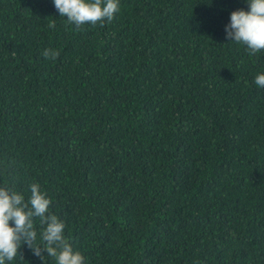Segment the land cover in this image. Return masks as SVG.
I'll use <instances>...</instances> for the list:
<instances>
[{
    "label": "trees",
    "instance_id": "1",
    "mask_svg": "<svg viewBox=\"0 0 264 264\" xmlns=\"http://www.w3.org/2000/svg\"><path fill=\"white\" fill-rule=\"evenodd\" d=\"M238 9L119 0L77 29L0 0V187L39 184L85 264H264V50L226 39Z\"/></svg>",
    "mask_w": 264,
    "mask_h": 264
},
{
    "label": "clouds",
    "instance_id": "2",
    "mask_svg": "<svg viewBox=\"0 0 264 264\" xmlns=\"http://www.w3.org/2000/svg\"><path fill=\"white\" fill-rule=\"evenodd\" d=\"M53 3L59 16L66 17L77 29L84 24L103 26L119 11V0H53ZM247 4V11L238 9L230 13L225 36L228 41L245 45L254 54L264 50V0H247ZM48 27L54 28L55 21H50ZM42 55L55 59L59 52L45 49ZM254 82L264 87V74H257ZM29 189L30 196L25 202L21 193L0 187V264L12 261L22 244L43 262L47 255L54 258L56 264H85L82 254L74 251L65 238L64 222L49 213L50 199L39 184H30ZM37 217L43 226L41 243H37L33 223Z\"/></svg>",
    "mask_w": 264,
    "mask_h": 264
}]
</instances>
